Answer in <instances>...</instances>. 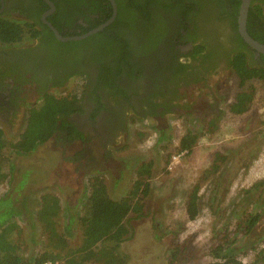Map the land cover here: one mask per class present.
I'll list each match as a JSON object with an SVG mask.
<instances>
[{
  "label": "flooded vegetation",
  "instance_id": "af4514ba",
  "mask_svg": "<svg viewBox=\"0 0 264 264\" xmlns=\"http://www.w3.org/2000/svg\"><path fill=\"white\" fill-rule=\"evenodd\" d=\"M50 1L53 8L46 0H0V16L35 23L41 31L16 43L0 42V128L18 136L29 105L48 93H73L79 85L81 109L63 119L75 131L74 143L92 145L98 163L107 168L120 165L113 151L126 141L135 120L149 117L163 133L180 116L188 127L196 122L208 131L210 118L220 126L223 109L229 112L234 101V92L225 93L234 58L243 53L248 67L264 68V55L239 32L241 0L237 7L233 0H137L147 4L146 16L130 6L136 0ZM261 2L251 0L249 11ZM253 10L252 32L260 42L264 4L262 15ZM44 18L62 36L103 27L63 40ZM248 24L247 17L246 29ZM197 45L203 46L198 52ZM257 213L253 228L264 223V210Z\"/></svg>",
  "mask_w": 264,
  "mask_h": 264
},
{
  "label": "rangeland",
  "instance_id": "374dc122",
  "mask_svg": "<svg viewBox=\"0 0 264 264\" xmlns=\"http://www.w3.org/2000/svg\"><path fill=\"white\" fill-rule=\"evenodd\" d=\"M66 47L70 48L69 45ZM250 83L255 85L251 109L242 115H236L223 109L225 113L219 121V130L215 133L200 130L198 141L192 152L184 153L179 161H172L171 155L181 152L176 150V147L179 139L188 128V121L180 116H174L170 120L165 129L164 141L161 142L158 141L161 125L153 122L151 118H141L132 122L128 138L113 151V155L120 163L119 166L113 165L107 168L105 165L99 164V155L92 145L86 143L81 146L77 140L74 143L73 139L68 140L61 135L59 137L55 135L48 139L45 144L29 155L17 156L11 171L0 185V196L4 193L14 194L15 181H10V177L15 176L23 168L33 169L30 179H28V174H25L21 179L22 182L28 181L26 184L24 182L25 186L21 189L20 194L13 196L18 197L15 205L25 211L27 216L31 213L34 214L35 226L29 228L30 220L21 218V216L14 217L13 222H10L17 225L18 230L20 229L16 238L25 247L26 255L42 250L44 247L43 243L32 244L27 240L31 232L37 240L46 239L44 219L39 208L41 197L44 194L53 193L58 196L62 207L57 215L56 226L68 237L69 248L73 249L78 246L82 235L77 218L82 206L81 200L88 193V177L96 171L102 173L111 195L118 198L127 194L132 188L139 165L142 162L152 161L153 174L147 180V207L154 210L152 219L156 215L159 219H163V224H160L162 225L160 227L162 232L164 228L166 235H175L177 238L176 242L171 244L172 250L177 245L176 253L179 254L175 259L173 258V264H205V256H211L210 251L215 243L214 231L222 233L226 228L232 230L235 228L233 227L234 223L242 218L245 212L257 210V208L261 212L264 210V202H262L264 191L260 195L257 190L244 189V186H251L250 183L255 179V177L251 178L248 175L244 179L250 163L258 157L259 151H264V82L253 80L246 83L242 88L245 89ZM232 84H235V87L231 86ZM225 86L228 89L225 93L231 96L236 90L237 82L232 77ZM69 92V89H65L57 93L67 94ZM190 122L193 123L191 120ZM8 136L12 140L11 146L22 143L19 136L11 137L9 134ZM84 147L91 148L88 153L93 152L97 162L90 160L89 154L78 157L77 154ZM218 149H221L225 159L218 172L201 184L204 187L203 190L208 192L201 199L205 200L202 205L204 203L203 209L206 213L201 210L198 219L188 220L187 212L185 213V209H183L185 207L181 209L180 207L188 201L190 190L198 183L197 176H201L209 168L212 154ZM250 152L251 157L249 159ZM23 196L26 201L25 205L22 201ZM233 209L235 210L234 215H230L227 219V210L233 211ZM73 210H77L78 215L72 223L73 234L68 236L65 228L70 230L71 222L67 220L66 213ZM206 216H211L214 220L211 229L210 226L208 228L210 223L204 221ZM143 219L147 220L148 218H141V220ZM136 220L129 219L124 222L130 233L128 239L120 242L118 247L120 251L129 255L127 264H170V259L164 255L165 253L168 256L171 254V251H168L170 249L168 243L159 246L161 252L157 259H144L147 246L145 241L140 244L141 239L138 243L137 234H142L143 239L144 232L141 233L138 228L134 227ZM187 221L188 224L186 225ZM171 222V228L176 225H183V227L178 232H169L166 228ZM212 232L213 237L211 238ZM229 235L231 238L249 239L251 248L246 247L243 255L247 256L248 259L249 256H253V248H255L256 253L264 250V223L260 227L254 228L247 235L242 231L235 230L229 231ZM110 243L113 244V242ZM137 247L140 251L139 259H137L138 256L136 257ZM186 250L190 257L191 253L195 254L192 256L193 259L185 254ZM154 251H156V245L151 246V254ZM86 263L95 264L94 262Z\"/></svg>",
  "mask_w": 264,
  "mask_h": 264
},
{
  "label": "trees",
  "instance_id": "16d2710c",
  "mask_svg": "<svg viewBox=\"0 0 264 264\" xmlns=\"http://www.w3.org/2000/svg\"><path fill=\"white\" fill-rule=\"evenodd\" d=\"M239 2L240 0H233L232 5L237 7ZM263 4L264 2L255 4L248 13L249 28L247 29L250 36L254 39L256 37L252 32L251 23L253 24L257 20V16L253 15V9L260 16L263 14ZM146 5L139 4V1L137 2L136 0L132 1L130 6L139 10L143 16H146L147 12L144 9ZM166 6L170 7L171 5L166 4ZM56 27L59 28L58 26ZM40 32L35 23H24L0 16V42L2 43H16L30 35L35 37ZM260 39L262 40L260 42L264 43V37H260ZM196 48L198 52L203 46L197 45ZM232 77L233 80L237 81V86L234 91V101L230 103L229 109L233 113L242 114L249 111L252 107L255 85L250 83L245 89L242 86L253 80L259 79V81H264V68L248 67L244 54L241 53L233 60ZM231 86L235 87V84ZM81 95L82 87L80 88L78 85L73 90V93L60 95L48 93L37 102L29 105L25 126L18 135L20 140H22L20 144L11 146L12 140L0 128V185L11 171L17 156L29 155L58 132L65 134L64 137L68 140L75 138L72 134L75 131L68 129V122L63 119V116L74 110L81 109ZM215 120L216 118H210L206 124L205 128L210 133H215L219 130L220 126ZM198 127L200 126L194 122V126L187 128L186 132L179 139L176 150L186 151L188 153L192 152L199 137L198 132L200 130ZM165 133L164 130L160 134L158 141H164ZM90 151V147H84L77 155L78 157H83L84 154H89V159L97 162V158L93 152L88 153ZM224 159L225 156L222 152L215 151L212 154V161L209 168L202 174V180L191 189L186 203L189 218L194 219L197 215L200 183L208 181L210 177L214 176L218 172ZM153 167L152 161L142 162L137 168L136 178L132 188H130L127 194L118 198L111 195L106 179L102 173L96 171L88 177V193L83 199L81 198L82 206L77 218L80 223L82 235L78 246L73 249L69 248L68 237L56 226L58 222L57 215L62 207L58 196L53 193L44 194L41 197L39 208L44 219L43 225L47 236L45 240H37L31 234L32 232L29 233L28 241L32 244L43 243L44 246L42 250L34 251L30 255H26L25 247L16 238L20 229L18 230L17 225L10 223L13 222L14 217L21 216V218H26V220L28 218V221L30 220L29 228L35 226L34 214L31 213L27 216L25 211L15 205L18 197L15 198L13 196L14 194H20L21 189L28 181H24V184L21 179L25 174H28V179H30L33 169L23 168L19 170L15 176L10 177V181H15L14 194L4 193L0 196V264H87L86 262H94L95 264H127L129 255L123 253L118 248L120 242L125 237L124 240H127V235L130 233L124 222L129 219H141L147 215V180L152 177ZM260 187H264V178L257 180L249 188L254 191L260 189ZM22 201L23 205H25L26 201L24 196ZM77 215V210L66 213L67 220L71 222L70 230L65 228L68 236L73 234L72 223ZM258 218L259 214L257 210L245 212L244 216L234 223V229L228 230L226 228L222 233L215 231L216 242L210 251L213 260L208 264H242L238 260V254L236 255L235 253L237 250H240V247H238L239 238H231L229 231H242L247 235L254 229V224ZM110 242H113V244ZM176 248L177 246H175L174 250H168L171 251L170 257H172L170 264H173L172 261L179 255L176 253ZM144 255V259L150 256L147 253ZM139 257L140 254L137 259ZM262 259H264V254H260L250 264H258Z\"/></svg>",
  "mask_w": 264,
  "mask_h": 264
},
{
  "label": "crops",
  "instance_id": "0c3cea01",
  "mask_svg": "<svg viewBox=\"0 0 264 264\" xmlns=\"http://www.w3.org/2000/svg\"><path fill=\"white\" fill-rule=\"evenodd\" d=\"M248 112V111H247ZM246 112V113H247ZM245 114V113H244ZM222 119V118H221ZM216 151H220V152H222L221 151V149H218V150H216ZM250 157H251V152H250V154H249V159H250ZM245 175V174H244ZM247 175L248 176H250L251 178L252 177H255V179L253 180V182L252 183H250V185L252 186V184L254 183V182H256L257 180H260V179H262V178H264V151H259V153H258V157L252 162V163H250V165H249V167H248V171H247V174L245 175V177H244V179L247 177ZM256 177H260V178H257L256 179ZM196 179H198V181L197 182H199V181H201L202 180V175L201 176H197V178ZM172 180H175V179H172ZM202 184V182L200 183V185ZM250 186H244V189H247V188H249ZM203 188L204 187H202L201 186V189L199 190V196H200V198H198V201H197V206H198V211H197V215H196V219H198L199 218V212H201V210H203V212H205V210L203 209V206H204V203H203V205H202V202H204L205 200H201L202 198H204V194H207L204 190H203ZM190 192H191V190H190ZM190 192H189V194H190ZM257 192L258 193H260V195H261V193H262V191L260 190V189H257ZM189 194H188V197H189ZM187 203V202H186ZM186 203L184 202V204H183V206H181L180 207V209L181 208H183V207H185V208H183V209H185V213L187 212V210H186ZM219 209H221V208H219ZM258 209V208H257ZM179 210V209H178ZM259 211H260V209H258ZM169 212H170V209L168 210ZM175 211H177V210H175ZM154 212V210H151V208H149L148 207V210H147V215L145 216L146 218H148L147 220L146 219H143V220H141V219H137L135 222H134V227L135 228H138V230L142 233V231L144 232V234H143V239H142V234L141 235H139V234H137V237H138V243H139V241H140V239H141V241H140V244L143 242V241H145L146 243V246H147V254L148 255H151V256H148L147 258H148V260H155V259H157L158 258V255H159V253L161 252L160 250H159V246L161 245L162 246V244H165V243H168V245H169V250H172V245L171 244H174L175 242H176V237H175V235H171V234H168V235H166V231L164 230V228H163V232H162V229L160 228L162 225H160L161 223L163 224V219H159V217L156 215V217H154L153 219H152V213ZM206 213V212H205ZM234 213H235V210L233 209V211H229V210H227V219H228V217L230 216V215H234ZM187 214V213H186ZM187 216H188V214H187ZM189 217V216H188ZM144 218V217H143ZM195 218L194 219H191V218H188V220H191V221H193V220H195ZM171 221H173V220H171ZM196 221H198L199 222V220H196ZM204 221H206V222H208V223H210V224H208V228H209V226H210V229H211V227L213 226V218L211 217V216H206L205 218H204ZM172 224V222L169 224V227H167L166 229L169 231V232H173V233H175V232H178L182 227H183V225H181V226H179V225H176V226H174L173 228H171V225ZM188 224V221H187V223H186V225ZM167 225H168V223H167ZM133 227V228H134ZM135 228H134V231H135ZM210 229H209V232H210ZM160 230H161V232H160ZM134 231H133V234H134ZM131 233H132V231H131ZM216 235H215V231H214V237H215ZM128 235H127V239H128ZM166 237V238H165ZM213 237V232H212V236H211V238ZM126 238V237H125ZM124 238V239H125ZM133 238V237H132ZM123 239V240H124ZM134 239V238H133ZM165 239V240H164ZM167 239V240H166ZM122 240V241H123ZM213 240H214V238H213ZM212 240V241H213ZM121 241V242H122ZM214 242H216V241H214ZM178 244V243H177ZM152 245H156V251H154L152 254H151V246ZM175 246H177V245H175ZM254 246V245H253ZM238 247H240V250H237L235 253H236V255L238 254V257H246L247 259H248V257L247 256H243L244 255V250H245V248L247 247V248H251V242L249 241V239H239V243H238ZM194 248V247H193ZM253 248V247H252ZM183 249V248H182ZM252 253H253V256L251 257V256H249V263H251V262H253L260 254H264V250L263 251H260V252H258V253H256V250H255V248H253V251H252ZM140 254V251H139V248L137 247V250H136V257L138 256ZM187 256H189V254L187 253V250H186V253H185ZM165 255V257L166 258H169L170 260H172V257H170V256H168V254L167 253H165L164 254ZM191 255V257H190V259H193V257L192 256H194L195 254H190ZM248 255V254H247ZM146 258V259H147ZM205 258H206V262H205V264H208L209 262H211L212 260H213V257L212 256H210V255H207V256H205ZM139 259V258H138ZM189 259V260H190ZM169 260V261H170ZM190 264H192V263H190ZM258 264H264V259H262L260 262H258Z\"/></svg>",
  "mask_w": 264,
  "mask_h": 264
},
{
  "label": "water",
  "instance_id": "95a60500",
  "mask_svg": "<svg viewBox=\"0 0 264 264\" xmlns=\"http://www.w3.org/2000/svg\"><path fill=\"white\" fill-rule=\"evenodd\" d=\"M46 1L49 3L51 8H53V6H54L53 3L50 0H46ZM111 2L113 4H115L114 0H111ZM250 2H251V0H241L240 8H239V15H238L239 32H240L242 38L244 39V41L251 48H253L258 53H261V54L264 55V44L259 42V41H257L253 37H251L250 34L248 33L247 29H246V22H247ZM47 13H49V11H47L45 14H47ZM44 17H45V15H44ZM44 22H46L48 24V26L53 30V32L55 33V35L59 39H63V40L80 39V38L85 37V36L89 35L90 33L95 32L98 29H101L103 27V25H102V26H100L98 28H95V29L91 30L90 32H88V33H86L84 35H81V36H62L59 33V31L51 23H49L45 18H44Z\"/></svg>",
  "mask_w": 264,
  "mask_h": 264
},
{
  "label": "built area",
  "instance_id": "2783aa9c",
  "mask_svg": "<svg viewBox=\"0 0 264 264\" xmlns=\"http://www.w3.org/2000/svg\"><path fill=\"white\" fill-rule=\"evenodd\" d=\"M184 153H187L186 151H181L177 154L171 155V160L172 161H179L180 158L184 155ZM238 260H240L242 262V264H250L249 260L246 257L243 258H238ZM222 261V260H219Z\"/></svg>",
  "mask_w": 264,
  "mask_h": 264
}]
</instances>
